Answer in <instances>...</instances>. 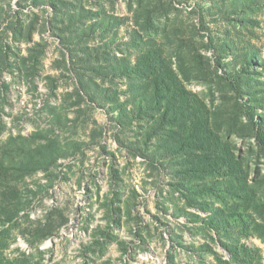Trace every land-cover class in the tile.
<instances>
[{"label":"rangeland","instance_id":"obj_1","mask_svg":"<svg viewBox=\"0 0 264 264\" xmlns=\"http://www.w3.org/2000/svg\"><path fill=\"white\" fill-rule=\"evenodd\" d=\"M261 143L264 0H0V264H264Z\"/></svg>","mask_w":264,"mask_h":264},{"label":"trees","instance_id":"obj_2","mask_svg":"<svg viewBox=\"0 0 264 264\" xmlns=\"http://www.w3.org/2000/svg\"><path fill=\"white\" fill-rule=\"evenodd\" d=\"M88 68H94V69H96V67H94V66H91V67H88ZM110 68H112V67H110ZM98 73L100 74V70L98 71ZM89 81L88 80H85V81H83L82 80V84H81V86H82V88H83V90L85 91V94L89 97V98H91V100L92 99H100L101 98V94L103 95V93H101L100 91H98V90H94V89H92L91 91H89V89H88V87L87 86H89ZM90 87V86H89ZM92 88V87H91ZM140 108V110H143V106H139ZM261 142V141H260ZM262 144V148H264V145H263V143H261Z\"/></svg>","mask_w":264,"mask_h":264}]
</instances>
